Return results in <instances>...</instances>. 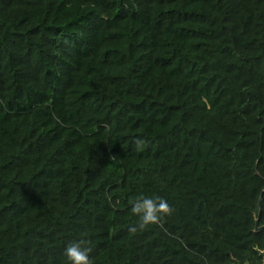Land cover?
I'll return each instance as SVG.
<instances>
[{"label":"trees","instance_id":"1","mask_svg":"<svg viewBox=\"0 0 264 264\" xmlns=\"http://www.w3.org/2000/svg\"><path fill=\"white\" fill-rule=\"evenodd\" d=\"M262 191L264 0H0V264H263Z\"/></svg>","mask_w":264,"mask_h":264},{"label":"clouds","instance_id":"2","mask_svg":"<svg viewBox=\"0 0 264 264\" xmlns=\"http://www.w3.org/2000/svg\"><path fill=\"white\" fill-rule=\"evenodd\" d=\"M130 211L138 218V227L143 229L149 224H156L170 212L168 203L161 197H150L143 194L130 201ZM136 231V227L131 229ZM87 241L80 239L67 244L64 248L66 264H90Z\"/></svg>","mask_w":264,"mask_h":264},{"label":"water","instance_id":"3","mask_svg":"<svg viewBox=\"0 0 264 264\" xmlns=\"http://www.w3.org/2000/svg\"><path fill=\"white\" fill-rule=\"evenodd\" d=\"M263 192H264V191L261 192V195H260V197H259V200H258V207H259V205H260V202H261V198H262V194H263ZM258 219H259V213H258V217H257L256 220H255V225H254L256 231L261 230V229L264 228V225L258 226ZM258 253H259V255L263 258V264H264V251H260V250H258ZM237 264H240V263H237ZM245 264H247V263H245Z\"/></svg>","mask_w":264,"mask_h":264}]
</instances>
